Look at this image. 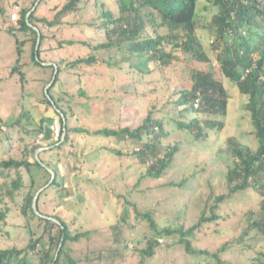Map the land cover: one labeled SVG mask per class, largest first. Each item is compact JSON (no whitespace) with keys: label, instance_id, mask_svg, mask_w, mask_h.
<instances>
[{"label":"rangeland","instance_id":"rangeland-1","mask_svg":"<svg viewBox=\"0 0 264 264\" xmlns=\"http://www.w3.org/2000/svg\"><path fill=\"white\" fill-rule=\"evenodd\" d=\"M69 1L0 0V157L24 160L35 155L40 162L31 168L38 181L33 187L26 168L11 171L9 184L22 175L24 187L4 203L10 211L6 221L0 223V249L26 248L33 232L44 243L48 241V224L29 212L26 197L30 191H44L50 182L45 172L52 179L51 170L56 175L58 167L62 188L69 189L68 196L72 198L60 194L66 191L62 188L48 189L41 196L40 212L51 217L59 215L73 233L93 232L88 238L66 244L77 264H139L142 260V264H253L260 263L258 258L264 261V233L249 224L250 218L258 216L261 195L254 188L232 193L227 178L235 166L229 139L236 138L254 150L259 147V140L251 112L246 108L249 97L222 75L217 54L210 49L213 36L206 27L217 9L202 0L197 32L213 56L216 76L229 89L230 106L226 118L183 113L184 120L199 116L202 121H226L223 130L209 124V137L196 139L194 132L176 124L181 114L175 100L181 90L192 87L194 72L205 70L208 63L188 58L180 49L168 46L166 51L172 60L166 64L154 62L156 69L150 73L149 68L141 71L137 64L132 65L129 54L124 55L118 47L96 50L94 45L106 36L105 30L97 28L104 20L102 10L117 14V0H82L78 12L60 17L61 23L42 24L45 38L39 60L43 65H36L34 31L21 29L23 10L35 9L36 17L54 21ZM13 13L18 14L17 21L12 19ZM90 55L98 61L72 65L74 60ZM45 63L54 64L55 70L58 65L60 68L49 94L46 89L55 70ZM17 65L19 69L13 72ZM62 110L66 112L63 124L69 135L65 142L66 132L58 141ZM149 112L154 119L162 120L170 133L163 139L164 145L179 149L160 178L148 176V165L133 154L141 147L140 141L94 133L103 128L136 129ZM46 132L51 138L45 136ZM44 142L52 144L40 147ZM221 196L224 198L220 200ZM206 209H211L206 216L216 212L222 218L203 223L190 239L192 247L210 254H190L179 243V236L174 235L159 238L154 257H142L141 250L153 233L143 214L149 211L161 226L188 229ZM118 222H122L120 242L115 240L112 228ZM53 233L59 237V228H53ZM223 247L219 262L212 253ZM37 248L44 249L43 244ZM33 252L32 264H43L40 253Z\"/></svg>","mask_w":264,"mask_h":264},{"label":"trees","instance_id":"trees-1","mask_svg":"<svg viewBox=\"0 0 264 264\" xmlns=\"http://www.w3.org/2000/svg\"><path fill=\"white\" fill-rule=\"evenodd\" d=\"M117 1L119 5L117 14L105 8L102 10L104 20L101 25H97V28L105 30L106 36L104 41L94 45L95 49L118 47L124 52V55L129 54L132 59V65L137 64L141 71L149 68L150 73L156 69L154 67L155 63L166 64L172 60L171 53L166 51L168 46L180 49L188 58L208 63V67L205 70L200 69L194 72L192 87L179 92L175 105L178 107L181 117L176 124L180 129L194 132L193 134L196 139L209 137V133L206 130L209 124H212L218 131L223 130L226 121L221 119L212 122L208 119L202 121L199 116H196L191 120H184V114L188 112L192 114L205 113L226 118L230 106L231 95L229 89L225 85V82L216 76V72L213 69V56L210 54L209 49L206 48L205 40L197 32L199 28L200 3L202 0ZM206 1L217 9L210 24L206 27L213 36L212 47L210 49L217 54V61L220 63L222 75L233 82L241 93L249 97L246 108L251 112L252 122L255 126L254 133L259 140V147L254 150L250 146L242 144L236 138L232 137L229 139L231 151L235 159V166L227 175L230 191L237 193L254 188L260 193L262 200L258 216L253 219L250 218L249 224H252L250 228H256L264 233V0ZM81 3L82 0H70L58 13L54 21L36 17L35 9L32 10L33 12H30L31 8L23 10L21 29L27 30L31 28L34 31L33 59L36 65H43L36 57L39 32H41L42 36L38 50L39 57L42 41L45 38L41 28L42 24L48 23V25H54L61 23L59 18L77 13L81 8L79 5ZM35 26L39 29L34 28ZM69 42L73 43L72 40ZM97 61L98 59L95 55H90L87 58L74 60L72 65L76 66L80 63L93 64ZM51 67L54 69L53 65ZM18 69L17 65L14 67L13 72H16ZM59 72L60 68L58 65V74ZM58 74L54 84L58 79ZM51 88L49 89V93ZM57 109H60L58 105ZM59 115L62 125L59 124L60 120L57 123L62 127V131L58 141H61L64 132H66L63 138V142H65L69 138L68 127L66 124L65 126L63 124L64 119H67V117L65 118L66 112L62 110L59 112ZM40 129L44 132L43 126ZM94 133L115 136L117 138H132L140 141L142 143L141 147L135 150L133 154L138 155L140 160L148 165L147 175L152 178H160L171 166L176 153L179 151L178 146L164 145L163 139L170 133L166 131L162 120L154 119L152 112L148 113L143 124L136 129L129 127L121 129L103 128L96 130ZM45 136L51 138L47 132ZM49 144L52 143L44 142L40 147ZM35 164L40 165L35 155L24 160L14 158L4 160L0 157V223L6 221L10 211L8 206L4 207L6 198L8 196L14 198L15 192L24 187L22 175L13 179L11 185L9 184V179L12 178V169L26 168L30 173L31 185L33 187L38 182L36 176L31 173V168ZM55 171V179L41 192L38 198L39 211H41L40 200L43 192L51 188L60 189L63 187L60 169L58 170L57 167ZM45 173L49 175L48 181H51V174L48 171ZM60 190V194H66L67 199L71 197L68 196L69 189L62 188ZM35 192H28L25 206L30 207L29 212L33 216L44 220L48 224L45 231L48 233L49 239L44 243L43 239L36 237V232H33L31 242L26 248L11 247L0 249V264H32L31 255L36 250L37 253H40L43 264H53V262L55 264H77V261L67 252L66 244L68 242H79L83 238L90 237L93 232L86 230L73 233L69 223L59 217V215L54 216L61 221L60 223L37 215L33 207ZM63 197L62 200L65 199ZM222 198L224 196H221L220 200ZM174 210L178 212L177 208ZM210 210H203V215L199 221L188 229H184L181 226L172 227L171 224L161 226L149 211L143 214V218H147L150 221L149 228L153 233L151 238L148 239V245L141 250L142 257H154L156 247L160 244L159 238L174 235L179 236V243L190 254H210L207 250H198L192 247L190 239L196 235V231L200 230L203 223L218 221L222 218V215L216 212L211 216H206ZM29 212L25 209L27 216L30 214ZM172 220L174 221V218ZM123 221H126V216L123 218ZM55 227H58L60 230L59 237L53 233V228ZM112 228L116 235L115 240L120 242L122 240L119 236L122 234V222H118ZM61 241H63V246L58 258L55 259ZM39 243L43 244L44 249L40 250L37 248ZM126 247H128L127 244ZM223 250L224 247L212 253V256L216 257L219 262H222L220 255ZM258 260H260V263L259 261H255L253 264H264L262 259L258 258ZM142 263L143 260L139 264Z\"/></svg>","mask_w":264,"mask_h":264},{"label":"water","instance_id":"water-1","mask_svg":"<svg viewBox=\"0 0 264 264\" xmlns=\"http://www.w3.org/2000/svg\"><path fill=\"white\" fill-rule=\"evenodd\" d=\"M41 40H42V36H41V32H39V35H38V41H37V45H36V57H37V59H39L38 50H39V47H40V44H41ZM44 65H54V64H52V63H47V64H46V63H45ZM57 74H58V67H56V70H55V72H54L53 81L49 84V86H48L47 89H46V92H47L48 94H49V87H50L51 85L54 84V82H55V80H56V78H57ZM51 172H52V179H51V181L49 182V184L55 179V173H54V171L51 170ZM44 188H45V187H44ZM42 191H43V188L40 189V190H38V192H37V194L35 195L34 200H33V207H34L36 213L39 214V215L42 216V217H47V218H50V219H52V220H54V221L60 223L61 221H60L59 219H57V218H55V217H50V216H48V215H46V214H43V213H41V212L39 211V209H38V198H39V196H40V194H41ZM62 246H63V241H61V243H60V245H59V248H58V250H57V252H56V257H55V259L58 258ZM53 264H55V262H53Z\"/></svg>","mask_w":264,"mask_h":264},{"label":"built area","instance_id":"built-area-1","mask_svg":"<svg viewBox=\"0 0 264 264\" xmlns=\"http://www.w3.org/2000/svg\"><path fill=\"white\" fill-rule=\"evenodd\" d=\"M12 19H13L14 21H16V20L18 19V14H17V13H13V14H12Z\"/></svg>","mask_w":264,"mask_h":264}]
</instances>
